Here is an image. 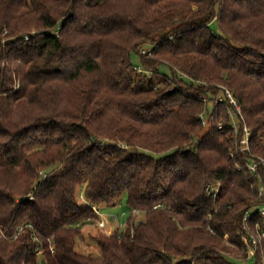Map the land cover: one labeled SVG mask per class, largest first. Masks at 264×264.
Masks as SVG:
<instances>
[{
    "label": "trees",
    "instance_id": "trees-1",
    "mask_svg": "<svg viewBox=\"0 0 264 264\" xmlns=\"http://www.w3.org/2000/svg\"><path fill=\"white\" fill-rule=\"evenodd\" d=\"M258 157L264 0H0V264H264Z\"/></svg>",
    "mask_w": 264,
    "mask_h": 264
},
{
    "label": "rangeland",
    "instance_id": "rangeland-1",
    "mask_svg": "<svg viewBox=\"0 0 264 264\" xmlns=\"http://www.w3.org/2000/svg\"><path fill=\"white\" fill-rule=\"evenodd\" d=\"M215 26V25H213ZM135 60V58H134ZM200 118H204L200 115ZM233 126L238 127V123L233 118ZM234 129V127H233ZM83 202V201H82ZM102 216L104 218L105 226H99L97 224H86L82 227V234L86 240V243H80L77 248L81 251L92 253L94 255H98L99 250L96 246V236L102 232V230H109L111 229L112 225L113 227H118L122 229L127 217L129 216V210L126 206L125 200L123 199L121 202L113 205V206H104L101 208ZM137 216V220H140L143 218L142 214L139 212H135Z\"/></svg>",
    "mask_w": 264,
    "mask_h": 264
},
{
    "label": "built area",
    "instance_id": "built-area-1",
    "mask_svg": "<svg viewBox=\"0 0 264 264\" xmlns=\"http://www.w3.org/2000/svg\"><path fill=\"white\" fill-rule=\"evenodd\" d=\"M225 96L227 98V100L232 103V105L234 106V108L236 109L233 112H229L230 116L232 117V119L234 117H236V115L240 116V107L237 103V101L235 100L232 92L229 89H225ZM234 127V131L238 132L239 127L237 126H233ZM242 131V136L239 140V151L243 152V153H250V148H249V130L248 128L243 125L241 128ZM247 169L250 171V173L254 176L257 172L258 166L259 165H263L264 166V158L258 157V158H253L251 161H248L245 163ZM206 191L208 194H212L213 196L216 194L217 189H214L211 186H207L206 187ZM95 209V208H94ZM96 212H98L95 209ZM258 213L259 215L262 217L263 221H264V205L260 206L258 209ZM98 214H100L98 212ZM101 215V214H100ZM249 217V214L246 213L243 216V221L245 222L247 220V218ZM100 226L104 227V221L101 220V222L99 223ZM250 239H251V243L253 245H255L257 242H259L261 239H264V228L258 229L256 233H251L250 235Z\"/></svg>",
    "mask_w": 264,
    "mask_h": 264
},
{
    "label": "crops",
    "instance_id": "crops-1",
    "mask_svg": "<svg viewBox=\"0 0 264 264\" xmlns=\"http://www.w3.org/2000/svg\"><path fill=\"white\" fill-rule=\"evenodd\" d=\"M111 227H113V225Z\"/></svg>",
    "mask_w": 264,
    "mask_h": 264
}]
</instances>
